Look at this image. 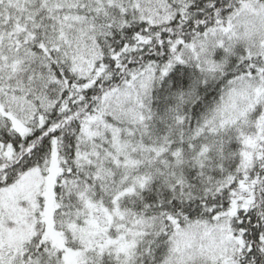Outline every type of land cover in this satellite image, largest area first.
Wrapping results in <instances>:
<instances>
[{"label": "snow or ice", "instance_id": "6c2138e0", "mask_svg": "<svg viewBox=\"0 0 264 264\" xmlns=\"http://www.w3.org/2000/svg\"><path fill=\"white\" fill-rule=\"evenodd\" d=\"M0 264H264V0H0Z\"/></svg>", "mask_w": 264, "mask_h": 264}]
</instances>
